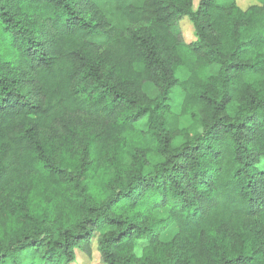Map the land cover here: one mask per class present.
<instances>
[{"label":"trees","instance_id":"trees-1","mask_svg":"<svg viewBox=\"0 0 264 264\" xmlns=\"http://www.w3.org/2000/svg\"><path fill=\"white\" fill-rule=\"evenodd\" d=\"M254 1L0 0V264H264Z\"/></svg>","mask_w":264,"mask_h":264},{"label":"rangeland","instance_id":"rangeland-1","mask_svg":"<svg viewBox=\"0 0 264 264\" xmlns=\"http://www.w3.org/2000/svg\"><path fill=\"white\" fill-rule=\"evenodd\" d=\"M198 2L199 0H193V7L194 9L197 7L198 5ZM237 4L242 8V9H245L247 8L248 6L252 5V4H255V1L254 0H237ZM180 31H181V35H182V38L184 39V41L186 43H189L191 41L194 40V29H193V26L192 24L187 20V19H184L180 22ZM213 72V68H210V71L209 73H212ZM186 72L184 71L183 73H178V78L179 79H183L185 76H186ZM179 95L180 94H174L173 96V99H174V103H175V110L177 111V108H178V102H179ZM189 122L186 120V119H182L181 123H180V126L181 127H184L186 125H188ZM180 143H177V144H174L173 143V146L176 147L177 145H179ZM262 167H264V161L263 163L261 164ZM160 213H165L164 211L163 212H159L158 214ZM164 216V215H163ZM163 216H160V217H163ZM175 234V229L172 228L170 229L164 236H163V239L165 241H168L171 239V237ZM72 264H103L100 260V256L95 248V245L93 246L92 248V254H91V257L88 258L86 257L84 254L78 252L77 253V257H76V260L74 263Z\"/></svg>","mask_w":264,"mask_h":264},{"label":"clouds","instance_id":"clouds-1","mask_svg":"<svg viewBox=\"0 0 264 264\" xmlns=\"http://www.w3.org/2000/svg\"><path fill=\"white\" fill-rule=\"evenodd\" d=\"M126 115H132V113H127ZM182 119H183V118H182ZM142 122H143V121H141V123H142ZM200 131H201V132L203 131V128H202V127L200 128ZM185 134H189V135H190V131H188V128H182V131L180 132V134H179L178 136L175 137L173 143H174V144H177V143H181V142H183V137H184ZM43 209H44V211H46V210H50V206H45V205H43ZM163 215H166V213H160V214H158V218H159L160 216H163ZM63 223H64V222H63V219H61L60 224L63 225Z\"/></svg>","mask_w":264,"mask_h":264}]
</instances>
